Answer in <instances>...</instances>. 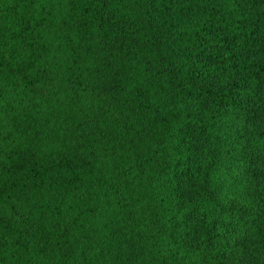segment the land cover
Wrapping results in <instances>:
<instances>
[{
	"label": "trees",
	"instance_id": "trees-1",
	"mask_svg": "<svg viewBox=\"0 0 264 264\" xmlns=\"http://www.w3.org/2000/svg\"><path fill=\"white\" fill-rule=\"evenodd\" d=\"M0 264H264V0H0Z\"/></svg>",
	"mask_w": 264,
	"mask_h": 264
}]
</instances>
